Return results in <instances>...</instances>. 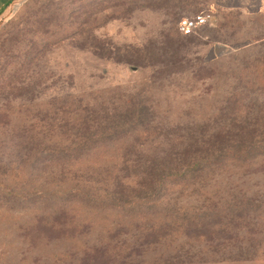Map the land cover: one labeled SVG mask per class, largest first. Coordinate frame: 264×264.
I'll list each match as a JSON object with an SVG mask.
<instances>
[{
	"label": "rangeland",
	"instance_id": "1",
	"mask_svg": "<svg viewBox=\"0 0 264 264\" xmlns=\"http://www.w3.org/2000/svg\"><path fill=\"white\" fill-rule=\"evenodd\" d=\"M197 15L207 23L182 34L178 23ZM24 135L50 147L72 135H143L148 156L181 135L228 156L254 146L173 200L197 211L235 184L253 193L264 186V0H19L0 14V264H85L88 236L50 232L34 212L39 201L18 196L63 188L71 176L69 167H29ZM138 179L126 173L115 190ZM101 184L114 189L109 176Z\"/></svg>",
	"mask_w": 264,
	"mask_h": 264
},
{
	"label": "trees",
	"instance_id": "2",
	"mask_svg": "<svg viewBox=\"0 0 264 264\" xmlns=\"http://www.w3.org/2000/svg\"><path fill=\"white\" fill-rule=\"evenodd\" d=\"M93 136L72 135L66 143L50 147L41 135H24L29 167L38 162L43 170L69 167L71 176L63 188L18 194L23 200L32 196L27 198L39 201L34 212L44 218L50 232L72 229L88 236L85 264H264L263 185L251 193L248 186L235 184L224 202L211 198L192 208L197 211L182 212L173 200L177 192L187 188L196 192L195 188L221 174L215 166L222 160L250 157L254 146L245 156L235 152L228 156L203 152L200 135H181L166 141L170 149L148 156L140 151L143 135H100L98 140ZM110 136L119 140L103 145ZM131 172L139 176L138 181L115 190ZM107 176L114 189L102 187ZM95 179L99 186L89 182ZM12 191L15 187L7 195ZM21 207L22 212L31 209ZM98 223L104 224L94 233Z\"/></svg>",
	"mask_w": 264,
	"mask_h": 264
},
{
	"label": "built area",
	"instance_id": "3",
	"mask_svg": "<svg viewBox=\"0 0 264 264\" xmlns=\"http://www.w3.org/2000/svg\"><path fill=\"white\" fill-rule=\"evenodd\" d=\"M208 18V15H197L192 18H184L178 23V30L184 35L191 34L199 27L205 25Z\"/></svg>",
	"mask_w": 264,
	"mask_h": 264
},
{
	"label": "crops",
	"instance_id": "4",
	"mask_svg": "<svg viewBox=\"0 0 264 264\" xmlns=\"http://www.w3.org/2000/svg\"><path fill=\"white\" fill-rule=\"evenodd\" d=\"M19 0H0V13Z\"/></svg>",
	"mask_w": 264,
	"mask_h": 264
}]
</instances>
